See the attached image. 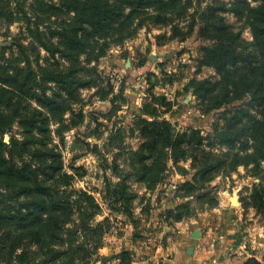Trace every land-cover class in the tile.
Here are the masks:
<instances>
[{
    "label": "trees",
    "instance_id": "1",
    "mask_svg": "<svg viewBox=\"0 0 264 264\" xmlns=\"http://www.w3.org/2000/svg\"><path fill=\"white\" fill-rule=\"evenodd\" d=\"M30 1L27 7L25 1L0 0V19L5 17L8 24L25 23L28 38V44L22 42L26 37H18L10 47L23 55L13 60L22 66L12 61L0 64V264H74L91 254V241L100 243L106 220L93 221L99 208L85 192L79 194L78 203L59 190L60 181L67 177L60 174L59 154L45 143L49 140L48 115L60 114L86 81L79 79L72 64L66 73L58 72L55 64L59 61L54 64L47 57L40 58V50L58 52L79 63L81 55L92 54L99 39L115 33L114 42L132 38L149 9L154 10L150 15L153 24L172 25L174 17L184 20L192 0H57V5L48 0ZM250 2L233 3L240 6L234 10L235 17L244 20L250 41L219 15L227 11L221 0H213L203 9L199 3L189 15L186 35L197 28V35L208 43L201 49L199 65L215 74L192 80V94L204 104L205 113L215 111L218 117L212 133L205 136L192 129L174 132L166 122L147 123L142 130L145 142L140 155H135L138 181L147 188L158 182L167 154L173 164L190 160L191 181L178 187L187 195L194 193L197 183L209 181L213 171L241 166L259 180L252 184L251 198L257 210L264 208V0ZM168 10L171 14H166ZM28 52L35 54L34 60ZM47 82L57 86L53 95L45 93L42 84ZM14 121L22 130L21 140L12 134L6 144L3 136L12 132ZM221 148L226 151L214 153ZM114 187L105 197L111 209L123 195L118 183ZM185 207L181 204L176 209ZM125 215L131 217L129 212ZM176 217L181 220L178 214Z\"/></svg>",
    "mask_w": 264,
    "mask_h": 264
},
{
    "label": "rangeland",
    "instance_id": "2",
    "mask_svg": "<svg viewBox=\"0 0 264 264\" xmlns=\"http://www.w3.org/2000/svg\"><path fill=\"white\" fill-rule=\"evenodd\" d=\"M20 1L27 7L31 4L30 0ZM212 1L192 0L184 20L174 17L172 25L153 24L150 15L154 10L149 9L147 19L132 38L114 42L118 38L115 33L99 39L92 54L81 55L79 63L68 61L58 52L40 50V58L47 57L54 64L59 61L55 64L58 72L66 73L72 64L79 71V79L86 81L60 114L48 115L49 140L45 143L46 148L59 154L60 174L67 177L65 182L60 181L59 190L78 203L79 194L85 192L99 208L93 221L106 220L100 243L91 241V254L74 264H171L169 260L177 252L184 256V248L196 247L201 238L204 251L221 255L217 264H238V256L251 252L259 253L264 260V208L257 210L251 198L252 184L259 180L243 167L213 171L207 177L209 181L197 183L194 193L187 195L178 187L191 181L190 160L173 164L167 154L164 170L158 173L159 180L153 187L138 181L135 155H140L145 142L142 130L147 123L166 122L179 133L188 129L199 131L201 136L212 133L218 113L204 112L205 106L193 96L190 84L215 76L211 68L199 65L201 49L208 43L197 35V28L186 35L189 15L199 3L203 9ZM221 1L227 11L219 15L250 41L244 20H238L234 13L240 6H234V0ZM48 2L58 4L57 0ZM140 18L142 15L135 18L129 31ZM174 26L176 35L172 37ZM18 37H26L25 23L8 24L1 17L0 48L4 50L0 51V64L12 61L22 66L13 60L23 55L10 48ZM22 42L28 44V38ZM28 57L32 61L35 54L28 52ZM42 85L46 95L57 91L52 82ZM65 94L62 91L64 100ZM20 132L14 121L12 132L3 136V142L8 144L12 134L21 140ZM225 151L221 148L214 153ZM116 183L123 195L111 209L105 197ZM233 198L238 205L231 204ZM181 204L186 207L176 209ZM177 214L180 221H176ZM251 240L258 243L253 251Z\"/></svg>",
    "mask_w": 264,
    "mask_h": 264
},
{
    "label": "crops",
    "instance_id": "3",
    "mask_svg": "<svg viewBox=\"0 0 264 264\" xmlns=\"http://www.w3.org/2000/svg\"><path fill=\"white\" fill-rule=\"evenodd\" d=\"M204 239H200L198 243L196 244V247H186L184 248L185 255L183 256L182 253L179 251L171 260H169V263L171 264H217V260L219 261L218 257H220V254H213L207 251H204ZM258 243L253 240H251L250 247L252 248V251L256 248ZM192 249V254L188 255L187 251L188 249ZM236 259L239 261L238 264H263L264 260L262 256L259 253H245V255L238 256Z\"/></svg>",
    "mask_w": 264,
    "mask_h": 264
},
{
    "label": "water",
    "instance_id": "4",
    "mask_svg": "<svg viewBox=\"0 0 264 264\" xmlns=\"http://www.w3.org/2000/svg\"><path fill=\"white\" fill-rule=\"evenodd\" d=\"M4 141L7 142V139L5 138ZM231 204H233V205H238V203L236 202V199H235V198H233V199L231 200ZM187 253H188V254H191L192 251H191V250H188Z\"/></svg>",
    "mask_w": 264,
    "mask_h": 264
}]
</instances>
